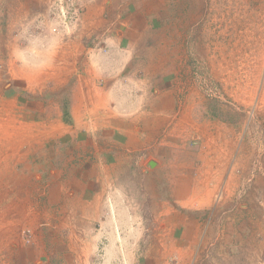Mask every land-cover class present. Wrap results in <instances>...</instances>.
<instances>
[{
    "label": "crops",
    "instance_id": "0c3cea01",
    "mask_svg": "<svg viewBox=\"0 0 264 264\" xmlns=\"http://www.w3.org/2000/svg\"><path fill=\"white\" fill-rule=\"evenodd\" d=\"M14 3V11L29 17L31 37L22 54L24 91L31 108L47 119L39 124L54 130L33 138L32 128L19 125L18 136L7 135L5 152L24 144L30 149L23 158L35 156L31 162L38 163L27 167L26 160L7 155L14 167L23 163L21 176L13 178L15 196L28 195L26 181L43 180L32 169L38 166L42 172L40 163L52 161L46 202L57 206L56 219L76 227L100 217L103 224L139 221L142 206H149L172 229V247L150 250L139 264H168L172 255L178 264H223L224 259L227 264H264V165H243V151L228 147L232 128L206 118L203 107L191 102L189 68L174 36L153 37L142 28L151 4ZM60 13L73 20L65 23ZM35 28L40 32L34 35ZM163 40L169 46L159 47ZM68 124L70 131L64 130ZM189 140L196 141L192 149L185 148ZM234 205H243L244 212H222ZM195 216L204 222L197 223ZM178 230L182 238L177 243ZM99 235L116 236L104 229ZM218 237L225 240L219 243ZM108 248L121 251L116 244Z\"/></svg>",
    "mask_w": 264,
    "mask_h": 264
},
{
    "label": "rangeland",
    "instance_id": "374dc122",
    "mask_svg": "<svg viewBox=\"0 0 264 264\" xmlns=\"http://www.w3.org/2000/svg\"><path fill=\"white\" fill-rule=\"evenodd\" d=\"M148 1L144 0L147 7L151 6L143 16L142 28L146 27L153 37L174 36V45L185 56L189 68L185 74L191 102L203 107L201 112L206 118L232 128L228 147L243 151V165L260 168L264 165V0H153V5ZM14 4V0H0V264H139L138 261L146 260L150 250L171 248L172 229L168 230L160 216L151 214L149 206H142L139 221L103 224L100 217L99 221H85L76 227V223L56 219L57 206L46 202L52 161L40 163L42 172H38V166L32 169L43 180L26 181L30 187L24 191L28 195L24 192L15 196L13 178L21 176L23 163L14 167L16 163L9 161L7 155L15 154L14 160H28L24 163L27 167L38 163L31 162L35 156L23 158L29 148L24 144L5 152L7 135L16 132L18 136L19 125L32 128L33 138L36 133L54 130L46 128L45 123L39 124L47 119L39 115L38 109L31 108L30 97L24 91L22 54L31 37L29 17L14 11ZM180 7L181 11H177ZM59 17L65 23L73 20L72 16L63 18L61 13ZM35 29L34 35L40 32ZM167 44L163 40L158 46L163 48ZM25 113L32 117L31 122ZM64 113L67 115V109ZM65 128L70 131L71 125H64ZM52 143L55 146L56 142ZM195 143L189 140L185 148L192 149ZM36 159L40 162V158ZM14 169L18 173L13 174ZM38 185L42 186L39 190ZM35 191L38 193L33 195ZM242 206L234 205L222 212H244ZM215 211L214 205L211 212ZM203 218L193 219L201 223ZM223 223L227 228L228 221ZM103 229L105 234H118L110 239L108 235L100 237ZM181 238L182 230L176 231V242H181ZM222 240L225 237L217 242ZM109 243L116 244L121 251L109 249ZM168 260V264L179 261L173 255ZM223 264H227L225 259Z\"/></svg>",
    "mask_w": 264,
    "mask_h": 264
}]
</instances>
